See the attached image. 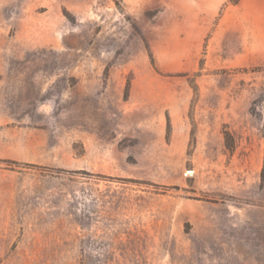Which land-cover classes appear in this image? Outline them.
<instances>
[{"label": "rangeland", "instance_id": "1", "mask_svg": "<svg viewBox=\"0 0 264 264\" xmlns=\"http://www.w3.org/2000/svg\"><path fill=\"white\" fill-rule=\"evenodd\" d=\"M0 264H264V0H0Z\"/></svg>", "mask_w": 264, "mask_h": 264}, {"label": "trees", "instance_id": "2", "mask_svg": "<svg viewBox=\"0 0 264 264\" xmlns=\"http://www.w3.org/2000/svg\"><path fill=\"white\" fill-rule=\"evenodd\" d=\"M229 2L232 4H237L239 2V0H229ZM151 59H152V61H154V58L152 55H151ZM193 88H194L195 92L198 91V84L195 81L193 82Z\"/></svg>", "mask_w": 264, "mask_h": 264}]
</instances>
